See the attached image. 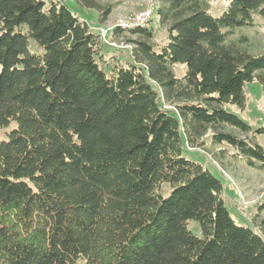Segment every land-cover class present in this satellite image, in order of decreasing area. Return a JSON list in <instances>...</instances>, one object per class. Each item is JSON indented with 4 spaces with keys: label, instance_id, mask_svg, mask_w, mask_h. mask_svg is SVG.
<instances>
[{
    "label": "trees",
    "instance_id": "trees-1",
    "mask_svg": "<svg viewBox=\"0 0 264 264\" xmlns=\"http://www.w3.org/2000/svg\"><path fill=\"white\" fill-rule=\"evenodd\" d=\"M74 1L100 24L114 10ZM207 9L158 0L159 45L154 26H115L136 38L107 72L104 48L118 47L62 0H0V264H264V199L253 227L237 223L221 179L183 155L209 143L223 158L225 144L264 171V124L224 107L244 109L246 82L264 94V50L227 41L264 0Z\"/></svg>",
    "mask_w": 264,
    "mask_h": 264
},
{
    "label": "rangeland",
    "instance_id": "rangeland-1",
    "mask_svg": "<svg viewBox=\"0 0 264 264\" xmlns=\"http://www.w3.org/2000/svg\"><path fill=\"white\" fill-rule=\"evenodd\" d=\"M74 12L81 15L90 26L96 30L104 27H113L117 19L123 15L145 8L150 2L154 3V12L149 25L156 28L154 43L157 45L166 40V31L158 25V16L156 8L158 0H101L102 3L114 4V10L108 19L100 24L98 22V13L92 8L78 7L74 0H62ZM208 3V12L212 15H219L225 8L228 0H205ZM253 26L237 29L227 41L236 40L239 36L247 37L246 47L251 52H260L264 50V18L255 17ZM115 27V26H114ZM134 39L136 35L125 32L119 41L125 43L126 39ZM130 47V45H129ZM30 50L40 52L41 50L32 41ZM107 58L104 69L108 72L115 60L120 63L130 60V49L127 47H118L114 50L104 48ZM112 58V60H111ZM177 76L184 72V65L176 64L173 67ZM245 96V107L243 110L232 104H225L224 107L248 123L252 128L264 124V94L261 85L257 80L246 82L243 87ZM168 107V106H167ZM170 108V107H169ZM8 129H0V139L6 137ZM208 140V136L205 137ZM256 141L264 147V134L258 135ZM225 147L227 153L225 157L217 154L219 145L206 144L203 148H193L183 144V155L189 159L199 161L207 167L213 174L219 177L223 184V198L230 210L232 217L239 224L250 225L253 227L251 218L256 211L257 204L264 199V171L249 167L240 158H234L230 155L231 148ZM168 189V186L165 185ZM260 217H264V210L260 212ZM189 229L199 235L200 229L196 221L190 220Z\"/></svg>",
    "mask_w": 264,
    "mask_h": 264
},
{
    "label": "built area",
    "instance_id": "built-area-1",
    "mask_svg": "<svg viewBox=\"0 0 264 264\" xmlns=\"http://www.w3.org/2000/svg\"><path fill=\"white\" fill-rule=\"evenodd\" d=\"M154 12V3L150 2L145 8L140 9L138 11H134L130 14L123 15L117 19V22L114 26H118L124 29L133 28V27H145L148 26L152 14ZM113 27H104L97 30L100 35L101 40L104 43L112 47H129V44L124 43L122 41H117L111 37ZM94 29V28H93Z\"/></svg>",
    "mask_w": 264,
    "mask_h": 264
},
{
    "label": "crops",
    "instance_id": "crops-1",
    "mask_svg": "<svg viewBox=\"0 0 264 264\" xmlns=\"http://www.w3.org/2000/svg\"><path fill=\"white\" fill-rule=\"evenodd\" d=\"M79 15V14H78ZM80 17H82L81 15H79Z\"/></svg>",
    "mask_w": 264,
    "mask_h": 264
}]
</instances>
